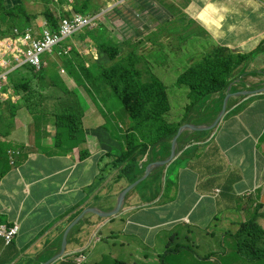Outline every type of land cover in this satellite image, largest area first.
Masks as SVG:
<instances>
[{"label":"crops","instance_id":"crops-1","mask_svg":"<svg viewBox=\"0 0 264 264\" xmlns=\"http://www.w3.org/2000/svg\"><path fill=\"white\" fill-rule=\"evenodd\" d=\"M173 1L185 5L218 44L248 53L264 42V7L255 0ZM205 52L197 50L188 64ZM130 54L126 49L124 55ZM250 61L264 69V54ZM69 82L75 86L72 78ZM178 90L189 97L188 88ZM82 95L88 107L75 145L65 141L56 147L51 117L36 118L25 108L17 112L7 139L23 150L10 166L2 158L7 171L0 175V223L15 222L21 230L8 245L0 238V264H264V258L244 254L238 237L245 222L256 220L264 228V90L253 100L237 98L228 111L232 117L207 135L186 136L190 141L182 142L168 169L165 195L159 196L154 183L124 198L119 215H109L117 208L119 185L103 171L109 168L111 175L120 164L127 144L119 137L136 132V126L123 112L103 117L84 90ZM168 95V121L199 122L195 111L174 114ZM83 150L89 155L82 161ZM86 217L102 225L88 228Z\"/></svg>","mask_w":264,"mask_h":264},{"label":"trees","instance_id":"trees-1","mask_svg":"<svg viewBox=\"0 0 264 264\" xmlns=\"http://www.w3.org/2000/svg\"><path fill=\"white\" fill-rule=\"evenodd\" d=\"M98 3V0H81L80 6L76 9L83 14L97 13L101 8ZM26 11L22 0H0V27L2 23H7V28L1 31L7 33L12 26H26L30 24L31 17ZM44 14L51 22L52 28L56 30L58 28V19L50 9H46ZM85 35L95 41L101 52L102 60L99 63H92L86 67L84 61L77 54L67 58L65 66L73 76L76 84L90 86L88 89L94 97H97L102 89L111 87L109 89L119 97L131 118L138 121L139 124L148 126L150 131L154 128L158 134H166L164 138H156V144L160 146V150L164 145L163 143L167 144L166 153L163 156L166 158L170 153V142L168 140H171L178 130L177 126L169 124L164 120L165 115L170 112L166 85L155 75L142 80V70L134 62L126 61L120 57L121 50L117 42L113 37L109 36V32L103 26L99 29H87ZM154 38L153 36L146 38V41L151 45V50L148 52L168 53L166 48H160L159 39L153 41ZM262 49V47L258 48L256 53L262 51ZM171 51L179 53V50L174 47ZM91 56L93 55L91 54ZM103 56H105L104 60ZM245 59L242 54H238L226 47H214L210 51L203 53L197 60L192 61L187 69L178 77V84L190 89L191 101L195 106L201 104L210 95L219 94L223 99L228 86L235 79L234 72L244 63ZM76 65L79 66L78 69ZM27 68L34 69L35 67ZM40 74V79H45L49 75L45 69ZM49 84L53 85L54 88L47 94L37 95V103L33 99L35 93L31 91L23 102H12L10 100L5 106L0 105V118L2 112L7 115L6 109L11 111L5 120L0 121L1 136L7 137L14 129L16 125L15 118L21 106H25L34 117L46 116L50 113L57 116L59 125L57 131L59 133L64 123L68 125L70 133H76L79 130V127L82 126L81 120L86 111L80 90L68 89L55 75H51ZM14 86L19 91L27 88L28 84L17 80ZM59 97L62 100L53 104L51 109L42 105L43 101L53 102ZM203 104L205 103L203 102ZM230 104L231 102L229 103V107ZM64 117H67L69 122H64ZM213 120L214 117L209 122H213ZM9 148H11L9 142L0 140V158L3 156L7 157ZM133 149H136L139 154L137 146L130 148V154L126 159H122L123 164L127 163L124 168L125 173L137 167V163L133 158L137 153L133 154ZM128 159L131 161L129 162ZM135 179L136 175L130 177L129 181L134 182ZM81 225V223L77 225L72 230V234L78 232L77 230ZM244 236L247 240L245 245L241 243V248L249 249V256L251 258L259 259L263 257L264 253L260 250V246L264 243L262 241L264 230L256 222H250L243 226L238 237L242 239Z\"/></svg>","mask_w":264,"mask_h":264},{"label":"clouds","instance_id":"clouds-1","mask_svg":"<svg viewBox=\"0 0 264 264\" xmlns=\"http://www.w3.org/2000/svg\"><path fill=\"white\" fill-rule=\"evenodd\" d=\"M6 1H12V0H6ZM22 1L24 2V5L26 7L25 1L24 0ZM45 1L51 5H54L57 3V9L54 10L53 8L46 6L44 1L39 0V2H42L45 6L44 10L42 11L40 15L36 13H31L26 7V10H27L26 12L31 17L30 24L26 26H12L7 33H3L1 31L7 28V23H2L0 27V59L4 60L3 62H0V91L2 90V88L5 86V84L9 80L19 76V75H14V73L17 70L27 69V67L37 68L35 70L28 71L27 73H25L18 79L20 82L27 83L28 87L17 91L13 84L9 88H7L5 92L3 93V97L0 101V105L5 106L10 100L12 102H23L25 101L26 97H28L31 91L35 93V97L40 94L49 93V91L52 88H54L53 85L49 84L51 81V75L57 76L68 89L80 90L81 94H82V90H84V92L88 95V97H90V99L95 104V102L97 101V97H94L92 93L90 92V90L88 89L90 86L87 87L86 84L77 85L73 76L69 73L66 66L65 67H60V66L46 67V66L52 63L65 62L67 58L72 57L74 54H77V55L92 54L96 58V60L100 62L102 60V55H101V52L99 51L98 46L96 45L95 41L89 36H86L85 33L87 32V29H99L101 26H103L109 32V36L113 37L114 40L117 42L118 47L121 50L120 57L125 59L126 61L134 62V64L138 68H141L142 61L136 60L135 57H138L141 54L148 53L147 50L151 49V45L149 44L148 41H146V38L148 36L154 37V33L163 25V22L161 21L158 10L160 8L162 9L164 8L162 6V3L157 0H151L152 2L151 4L147 2V4L145 5L140 4V2L144 0H106V8L102 9L101 11L97 13H93V14H83L77 11L76 8L80 6L81 0H45ZM255 1L258 2L262 7H264V0H255ZM46 9H50V11L58 19V28L56 30L52 28L51 22L48 20V18L44 14ZM117 10L123 11V15L120 17H116ZM171 11L173 12V10ZM106 14H108V17L111 19V21H109L110 26L108 25L105 26L103 24H100L99 26H97L99 22L103 20V17ZM76 15H81L87 18H91L92 20L88 24H85L79 27L78 29L74 30L71 33L62 32V26H63L64 20L72 21ZM40 16H41V19L38 20ZM113 18L115 19L113 20ZM138 27H140L141 31H145L144 28H147V27H149L151 30L148 32H145L141 36V35H138V33H140L138 31ZM118 31L120 33L116 35ZM84 35L85 37H83ZM74 36H77V38L79 39L78 43L73 41ZM217 47H226L238 54H242V55L244 54V52L229 48L227 45L217 44L215 48ZM260 47L263 48L262 51L256 53V51ZM126 49H130V51L133 52V54H130L129 56L124 55V52L126 51ZM252 54H254L252 55L253 60L256 59L258 56H260L261 54H264V42H260L257 45V47L254 50H252ZM50 57L57 58L58 61L50 62L49 59L47 61V58H50ZM104 59H105V56H103V60ZM82 60L84 61L86 67L91 64L89 61L85 59H82ZM42 67H45V68H42ZM44 69L48 71L49 75H47L45 79H40V75H41L40 73ZM236 73L238 74H250L251 73L253 74L255 80H258V81L251 83L250 81H248L241 75H234L235 79L233 83L230 84L231 93H238L242 91H256L258 89L264 88V69H251V71H249V63H248L247 65L239 67L236 70ZM70 78H72L75 82L74 88H69ZM242 81H247V83L242 84ZM104 90L106 92L113 93L115 96H117L109 88H104ZM188 90H189V97L191 100L190 89L188 88ZM227 90H226L225 96L227 94ZM232 90L235 92H232ZM216 95H219V94H215V96ZM251 96H254V95L236 96V97H233L229 101V103L235 102L237 98H248ZM35 97L33 99L37 103V99ZM82 98L84 100L86 110H87L88 106L86 104V100L83 97V95H82ZM219 98H221L220 95H219ZM224 98L222 99L223 101H224ZM168 99H169V95H168ZM61 100H62L61 97H59L55 99L53 102L43 101L42 105L51 109V106L53 104H56V102H59ZM229 103H228L226 114L228 113L230 109ZM191 104H192V108L191 109L188 108V114L191 113L192 110H197L201 108L202 106H204L203 103L195 106L193 105L192 101H191ZM21 108H25L27 110L25 106H21L19 109ZM6 110H7V115H5L4 112H2L0 121L5 120L10 115L11 111L8 109ZM124 110L126 112V115L130 118L131 122L136 126V132H130L128 135L123 137L125 138L124 143L127 144L126 155L123 157H120V164L117 165L116 169L119 171H123L124 173H125L124 168L127 163L123 164L122 159H126L127 156L130 154V148H133L141 143L149 144L152 142L155 148L157 149V151L159 152L158 153L160 156L159 159L163 161V160H166L170 156L171 146H172L171 142L173 138L177 135L180 128L186 125H190V124H193V125L198 124L197 126H208V124H202L200 122H195L196 124L194 123L182 124V123L170 122L167 119L170 112L169 114L167 113V115H165L164 117V120L169 124L177 126L178 130H177V133L174 135V137L171 139L170 153L168 154L166 158H164L163 156L166 153L167 144L163 143L164 145L161 147V150H160V146L156 144V138H160V137L164 138L166 134L165 133L162 135L158 134L154 128L153 130L150 131L148 126L139 124L138 121L131 118L129 113L126 111L125 107H124ZM170 111H171V105H170ZM100 114L103 116L101 112ZM39 117H43V116H39ZM63 119H68V118L64 117ZM215 119L216 118H214V120ZM186 121H192V117H187ZM81 122H82L81 127H83V119L81 120ZM198 131L206 132L210 130H206V131L198 130ZM198 131L187 128V130H184V132L178 138V148H177L176 156L168 164L165 165L167 167V179L165 181V187H167L168 185V169L176 161L182 142L190 141V139L185 140L186 136H188L190 133L196 134L198 133ZM127 139H129L128 143H127ZM132 153L133 154L137 153L136 149H133ZM5 160H6L5 162L9 166L8 160L7 159ZM2 162H3L2 158H0V175H3L7 171L6 169L5 170L1 169ZM148 190L149 189H147V191ZM245 197L251 198L248 195H245ZM255 222L258 223L256 220ZM260 227L262 228V226ZM262 229L264 230V228ZM233 236L237 240V238L235 237V234ZM263 246H264V243L261 244L260 250H262L264 253V250L262 249ZM248 257L250 259H255L249 256V249H248ZM263 258H264V255L263 257L257 260H260Z\"/></svg>","mask_w":264,"mask_h":264},{"label":"rangeland","instance_id":"rangeland-1","mask_svg":"<svg viewBox=\"0 0 264 264\" xmlns=\"http://www.w3.org/2000/svg\"><path fill=\"white\" fill-rule=\"evenodd\" d=\"M27 9L31 13H36L40 15L44 10L45 6L39 0H24ZM98 5L102 9L106 8V0H98ZM148 3H152L151 0L141 1V5H145ZM162 6L164 9L160 8L159 14L163 25L154 33L153 41H157L159 39L160 48H166L168 53H160V52H148L146 54H141L138 57H135L136 60L141 62V70L143 74V80L149 78L151 75L157 76L161 79L166 87L168 88L169 94L171 96L172 104L174 107V114L179 113L183 108L191 109L192 104L190 97H187L184 91L178 90V77L182 74L188 67V59L192 58L195 52L199 49L210 51L213 49L219 42L215 40L212 31L207 30L204 25L197 21L193 20L185 9V5L174 2L173 0H161ZM54 10L57 9V3L51 5ZM173 10V12L171 11ZM41 19V16L38 20ZM109 21L111 19L108 17V14L104 15L103 20L99 22L97 26L103 24L105 26H110ZM96 26V27H97ZM145 31H141L140 27H138V35H143L145 32L150 31L149 27L144 28ZM118 31L116 33L119 34ZM170 42L167 43L166 40ZM76 43L79 42L77 36H74V40ZM171 44V46H169ZM176 48L179 50V53H175L171 51L172 48ZM151 49L147 50L150 51ZM58 61L57 58H47V61ZM91 64L99 63V61H89ZM52 66H60L65 67V62L61 63H52ZM78 69L79 66L76 65ZM249 69H258L257 61H254L252 64L249 61ZM29 69H19L14 75H19L14 78V82H16L22 75L27 73ZM247 81H242V84H246ZM259 83V82H257ZM70 88H74V86H70ZM232 92H235L232 90ZM254 96H251V100H253ZM205 103L204 106L195 111L197 114L196 119L203 123L208 118H216V116L220 113L221 108L223 106L222 98H217L214 95H210L206 98V100L202 101ZM96 108L105 116L106 118L119 116L120 112L126 115L124 107L121 101L115 96L113 93L106 92L102 89L101 93L97 95V101L95 102ZM234 105V102H231L230 108ZM230 110V109H229ZM232 117V113H227L224 118ZM128 117V116H127ZM129 118V117H128ZM130 119V118H129ZM223 118L221 119V121ZM261 123H263L261 121ZM209 132V131H208ZM203 132L207 135L208 133ZM120 141L125 142V138L119 137ZM261 226L259 223H257ZM246 237H243L242 243L245 244ZM264 241V238L262 239ZM246 253L248 255V250L246 249Z\"/></svg>","mask_w":264,"mask_h":264},{"label":"bare ground","instance_id":"bare-ground-1","mask_svg":"<svg viewBox=\"0 0 264 264\" xmlns=\"http://www.w3.org/2000/svg\"><path fill=\"white\" fill-rule=\"evenodd\" d=\"M42 1H44L46 6L52 8L51 4L47 3L45 0H42ZM206 16H207V13L202 14L203 18H205ZM211 18L212 17H210L208 20L211 21ZM78 56L81 59H85L87 61H92V60L98 61V60H96V58L94 56H91V54H89V55L79 54ZM243 56L246 59L241 66L247 65L250 60H253L252 59V51L250 53L245 52L243 54ZM0 62H3V60L0 59ZM190 64H188V66ZM46 67H50V65H48ZM42 68H45V67H42ZM28 69L30 71V70H35L37 68H34V69L28 68ZM95 72H99V71H95ZM234 75H241L242 77H244L245 79H247L251 83L254 82V76L251 73L250 74H238V73L234 72ZM14 83L15 82H14V78H13L5 84V86L0 91V101L3 97V93L5 92V90L7 88H9L10 86H12ZM178 87L188 88L186 86H178ZM109 88H111V87H109ZM167 91H168V88H167ZM254 96H256V94ZM43 117H47V118L51 117V124L54 128V131L51 132L50 134L54 139V143H55L56 147H60L61 143L65 142V141H68L70 145H75L79 140V135L81 133H84V127H79V130L76 133H70L68 126L65 123L62 125V130L59 133L57 131L59 128L58 117L55 116L54 114H51V113L46 115V116H43ZM63 120H64V122H69V119H63ZM7 137L0 135V140L7 141L11 144V148H9V151L7 152V157L3 156L1 158H6L8 160V164H9V163L14 162V160H13L14 154L22 152L23 146L15 145L10 140H8ZM160 138H163V137H160ZM160 138H158V139H160ZM168 142H171V140H168ZM137 149L139 150V154L137 153L133 157L137 163V167L133 168V170H130L129 172H126V173H124L123 171H119L117 169H113L111 175H108L109 168H107L106 170L103 171V173L106 176V179L114 182L115 186L119 185L118 192L116 195L121 196L125 191H127L125 193L124 198H126L130 194H135L139 191H142L154 183L159 184V186H158L159 196L160 197L164 196L166 193V190H167V187H165V181L167 179V167L164 164H162V161L159 159L160 158V156L158 154L159 152L157 151V149L155 148V146L153 145L152 142L149 144L148 143L147 144L146 143L145 144L144 143L138 144ZM88 155H89V151L83 150L80 152V159L83 161V160L87 159ZM128 161L130 162L131 160L128 159ZM9 166H10V164H9ZM135 175H136L135 181L130 182L129 178L133 177ZM220 192H221V190H216V193L219 194ZM116 215H119V212ZM96 216H97V218H102V217H100L101 215H99V214H96ZM97 218L92 219L90 217H86V219L83 221V224L86 225L88 228H92L93 230H96L102 225V222L99 221ZM250 222H255V220L245 222L240 228V233L243 229V226L245 224L250 223ZM130 224H133V221L130 222ZM20 230H21V227L18 223H15V222L0 223V238L3 239L4 243H6L8 245L14 241V239L19 234ZM111 240H112V238H110V240H108L109 244H113ZM242 240H243V238L240 240V243H242ZM65 253H66V251L64 252L63 255H65ZM244 254L248 257L245 248H244Z\"/></svg>","mask_w":264,"mask_h":264},{"label":"water","instance_id":"water-1","mask_svg":"<svg viewBox=\"0 0 264 264\" xmlns=\"http://www.w3.org/2000/svg\"><path fill=\"white\" fill-rule=\"evenodd\" d=\"M264 90V88H261V89H258L256 91H242V92H238V93H231V85L229 86L228 90H227V94L224 98V101H223V106H222V109L220 111V113L217 115L216 119L214 120V122L208 126H197V125H193V124H190V125H186V126H183L182 128L179 129L177 135L173 138L172 142H171V153H170V156L166 159V160H163L162 161V164L166 165L168 164L173 158H175L176 156V152H177V148H178V138L180 137V135L184 132V130H187V128H190V129H193V130H200V131H206V130H212L214 128H216V126L219 124L220 120L224 117V115L226 114L227 112V107H228V103L229 101L233 98V97H236V96H250V95H255V94H258L260 92H262ZM127 191H125L119 198V201H118V205H117V208L112 212L110 213L109 215H113V214H116L120 207L122 206L123 204V200H124V196H125V193ZM80 218H78L77 220H75L70 228H68V231L71 229L72 226L75 225V223H77L79 221ZM65 245H66V240L64 241V244H63V248L61 250V255L64 254L65 252Z\"/></svg>","mask_w":264,"mask_h":264},{"label":"built area","instance_id":"built-area-1","mask_svg":"<svg viewBox=\"0 0 264 264\" xmlns=\"http://www.w3.org/2000/svg\"><path fill=\"white\" fill-rule=\"evenodd\" d=\"M92 19L87 18L81 15H76L72 21L64 20L62 26V32L64 33H71L74 30L78 29L79 27L88 24Z\"/></svg>","mask_w":264,"mask_h":264}]
</instances>
